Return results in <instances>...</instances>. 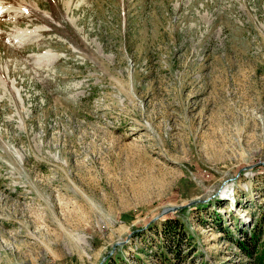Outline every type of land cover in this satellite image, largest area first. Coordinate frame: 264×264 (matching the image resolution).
Instances as JSON below:
<instances>
[{
    "label": "rangeland",
    "instance_id": "rangeland-1",
    "mask_svg": "<svg viewBox=\"0 0 264 264\" xmlns=\"http://www.w3.org/2000/svg\"><path fill=\"white\" fill-rule=\"evenodd\" d=\"M0 264H264V0H0Z\"/></svg>",
    "mask_w": 264,
    "mask_h": 264
},
{
    "label": "trees",
    "instance_id": "trees-1",
    "mask_svg": "<svg viewBox=\"0 0 264 264\" xmlns=\"http://www.w3.org/2000/svg\"><path fill=\"white\" fill-rule=\"evenodd\" d=\"M239 245H240V247L242 246V247H241L242 249L244 248L245 250H247V249L245 248V246H244L243 243H240ZM247 251H248V250H247ZM164 259H165L166 261H168L167 256H165Z\"/></svg>",
    "mask_w": 264,
    "mask_h": 264
}]
</instances>
